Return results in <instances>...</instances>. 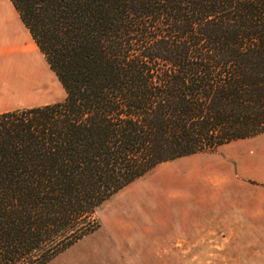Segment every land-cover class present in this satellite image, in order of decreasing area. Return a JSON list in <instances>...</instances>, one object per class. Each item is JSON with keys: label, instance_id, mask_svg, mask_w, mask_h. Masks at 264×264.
Segmentation results:
<instances>
[{"label": "trees", "instance_id": "obj_1", "mask_svg": "<svg viewBox=\"0 0 264 264\" xmlns=\"http://www.w3.org/2000/svg\"><path fill=\"white\" fill-rule=\"evenodd\" d=\"M62 101L0 113V264H48L157 166L264 134V0H9Z\"/></svg>", "mask_w": 264, "mask_h": 264}, {"label": "crops", "instance_id": "obj_2", "mask_svg": "<svg viewBox=\"0 0 264 264\" xmlns=\"http://www.w3.org/2000/svg\"><path fill=\"white\" fill-rule=\"evenodd\" d=\"M11 16L12 10L0 8V113L19 108L28 88L49 92L55 76L45 72L48 87L38 86L34 68L42 65L17 37L20 24L14 33ZM184 158L204 166L210 160L199 154ZM227 161L219 171L211 165L164 168L108 203L101 226L56 256V264H264V181L236 178ZM189 182L215 187L211 217L204 209L197 213L194 196L173 193Z\"/></svg>", "mask_w": 264, "mask_h": 264}, {"label": "rangeland", "instance_id": "obj_3", "mask_svg": "<svg viewBox=\"0 0 264 264\" xmlns=\"http://www.w3.org/2000/svg\"><path fill=\"white\" fill-rule=\"evenodd\" d=\"M0 8L2 9L3 13H8L10 10H12V16L10 17V20L14 33L17 30V25L18 24L21 25L20 27L21 30L17 34V37L21 39V42L28 49L30 53L35 52V54L37 55L38 61L43 68L41 66H37L36 68H34L35 79H37L36 81L37 83H39L38 86L43 87V89L45 90L48 87V84L47 83L45 84L44 80L46 79L44 78L43 75L45 74V72H49L50 69L44 57L38 51L36 45L32 41L27 30L21 24L22 22L20 21L19 16L15 11V9L12 7L10 1L0 0ZM53 81L51 82V84L53 83V86H51V88L53 87V89H51L49 92L46 90V92L44 93L41 88H38V90H36V93L34 94L32 89L30 90L28 88L27 97H24L22 99L21 101L22 103L19 104V108L17 109L35 107V106L45 105L48 103L62 101L65 97V92L55 76L53 77ZM201 155L210 156V160L208 161L209 164L207 166H204L205 163H203V161H199L191 158H182L180 160L167 162L165 164L156 167L148 174L138 179L137 182L130 184L125 189L121 190L120 192L112 196L110 200L104 202L96 210L94 219L101 226V223L103 222V219L105 218L106 215L105 211L108 203L110 202L112 203L113 201L117 200V198H119L120 196L127 195L126 193L128 192L131 193V190L135 186H140L141 184L147 182V180L153 178L164 168L168 172L181 168L185 170L204 168V167L209 168V165H211V167L219 171L225 168L224 163L228 160L227 161V163L229 164L228 169L235 172L236 178L246 179L252 181L253 183H256V181L259 180L264 181V134L258 135L253 138L232 142L230 144H226L218 148L214 152L199 154V156ZM173 193L194 196L193 200L194 201L198 200L196 203L198 205L197 213L201 212L200 214H202L203 212L202 210L204 209L205 217L206 218H208V216L211 217V210H212L211 202H212V198L216 195L215 187L213 186L208 187L207 184L203 186L202 183H200L199 185L198 184L194 185L189 182L188 184L182 183V186L180 185L179 187L174 188ZM179 213L182 214V216L184 215L185 210L183 207L180 208ZM207 221H206V225H207ZM48 264H56V258H54Z\"/></svg>", "mask_w": 264, "mask_h": 264}]
</instances>
